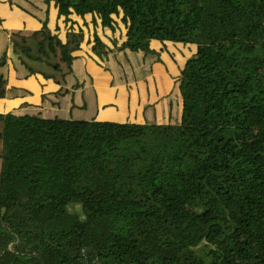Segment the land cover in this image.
I'll use <instances>...</instances> for the list:
<instances>
[{
    "label": "trees",
    "instance_id": "trees-1",
    "mask_svg": "<svg viewBox=\"0 0 264 264\" xmlns=\"http://www.w3.org/2000/svg\"><path fill=\"white\" fill-rule=\"evenodd\" d=\"M43 1L119 19L118 47L93 35L101 62L159 61L150 41L196 52L176 125L0 114V264H264V0ZM82 41L46 21L9 35L25 77L62 79Z\"/></svg>",
    "mask_w": 264,
    "mask_h": 264
},
{
    "label": "crops",
    "instance_id": "crops-1",
    "mask_svg": "<svg viewBox=\"0 0 264 264\" xmlns=\"http://www.w3.org/2000/svg\"><path fill=\"white\" fill-rule=\"evenodd\" d=\"M43 21L62 42L69 30L83 33V41L71 54V70L62 79L57 74H53L56 80L40 74L25 77L23 67L9 47L11 32L38 31ZM114 21L112 31L102 27L91 14L83 17L71 14L67 20L57 17L53 2L47 5L43 0H0V56L6 54V64L0 68V75L6 80L7 94L0 99V114L178 124L181 117L180 70L195 54L196 46L150 41L149 47L158 54L159 61L142 59L128 52L125 55L112 52L101 62L91 51L94 34L110 50L125 40L123 25L117 18Z\"/></svg>",
    "mask_w": 264,
    "mask_h": 264
},
{
    "label": "rangeland",
    "instance_id": "rangeland-1",
    "mask_svg": "<svg viewBox=\"0 0 264 264\" xmlns=\"http://www.w3.org/2000/svg\"><path fill=\"white\" fill-rule=\"evenodd\" d=\"M103 62V61H102ZM57 75H60V74H57ZM54 80H56V79H54ZM73 116H76L75 114H72ZM82 117H84V115L82 116ZM0 167H1V164H0Z\"/></svg>",
    "mask_w": 264,
    "mask_h": 264
}]
</instances>
